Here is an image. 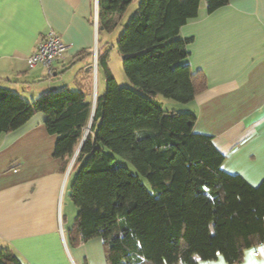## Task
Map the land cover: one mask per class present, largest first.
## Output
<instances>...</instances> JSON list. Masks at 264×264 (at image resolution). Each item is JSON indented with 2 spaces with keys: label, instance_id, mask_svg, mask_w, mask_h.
<instances>
[{
  "label": "trees",
  "instance_id": "16d2710c",
  "mask_svg": "<svg viewBox=\"0 0 264 264\" xmlns=\"http://www.w3.org/2000/svg\"><path fill=\"white\" fill-rule=\"evenodd\" d=\"M132 1L98 0V36L124 23L120 15ZM201 1L142 0L116 42L134 89L119 87L106 53L97 56L106 88L96 95L68 175L74 173L68 191L77 209L68 243L100 239L106 264H197L219 256L239 264L245 250L264 243V181L254 187L223 171L225 157L212 138L193 133L196 115L165 112L155 100L188 104L206 87L203 74L186 63L192 40L179 37ZM205 2L211 14L229 0ZM91 105L82 89L49 90L28 102L0 87V135L44 114L46 132L56 136L53 157L65 174ZM0 264L23 262L1 250Z\"/></svg>",
  "mask_w": 264,
  "mask_h": 264
},
{
  "label": "crops",
  "instance_id": "0c3cea01",
  "mask_svg": "<svg viewBox=\"0 0 264 264\" xmlns=\"http://www.w3.org/2000/svg\"><path fill=\"white\" fill-rule=\"evenodd\" d=\"M91 0H0V87L26 101L50 89L73 86L100 92L92 71L93 50L102 54L92 24ZM53 31L66 45L50 81L27 59L43 36ZM191 39L186 63L200 71L205 89L183 104L196 115L193 133L212 138L225 157L222 170L251 186L264 181V0H229L211 14L200 4L197 18L179 31ZM45 115L32 116L19 129L0 135V251L23 264H106L95 238L69 245L61 226V202L69 186L53 157L56 136L44 127ZM78 149V148H77ZM77 151V150H76ZM66 182V183H65ZM227 264L221 256L211 262ZM239 264H264V243L244 251Z\"/></svg>",
  "mask_w": 264,
  "mask_h": 264
},
{
  "label": "rangeland",
  "instance_id": "374dc122",
  "mask_svg": "<svg viewBox=\"0 0 264 264\" xmlns=\"http://www.w3.org/2000/svg\"><path fill=\"white\" fill-rule=\"evenodd\" d=\"M142 0H133L122 12L121 19L122 22H124L122 25L119 24L117 25L112 32L107 33V32H101L99 35V44L102 46L101 47V52L106 53L107 55V64L110 72L112 73L117 85L119 87H126V88H131L134 89V87L131 85V83L127 80V78L124 75L123 72V66H122V58L121 56L118 55L117 49H116V42L118 37L123 31V28H125V25L130 21L133 17L138 15L139 12V7L141 5ZM202 5H205L206 2L205 0L201 1ZM206 6V5H205ZM117 20V16L115 18ZM92 71L96 73V66H92ZM58 78L54 79L53 81L45 79V82H55L57 81ZM96 83L97 86H99V91L105 92L106 88V83H105V78L103 74V70L101 69L99 71V76L97 80L95 79V89H96ZM69 89L74 90L73 86H70ZM104 94V93H103ZM155 100L160 104L161 108L165 112H177V113H186L188 112L183 104L177 103L175 101L165 99L162 96H157ZM31 102V101H29ZM89 125V123H88ZM88 128V126H87ZM86 128V130H87ZM85 130V132H86ZM71 162V161H70ZM124 165H126L124 162H122ZM70 164V163H69ZM69 166V165H68ZM73 166V163L71 164L69 168V172ZM131 172L135 173V170L130 167ZM68 171V167L66 172ZM66 177V182L67 186H70L72 181L74 180V173L68 180V175ZM65 182V183H66ZM143 183L148 187V184L143 180ZM61 226L62 229L64 230L65 235L68 237V232L71 230L74 226V220L77 214V209L74 206V204L71 202L67 194H64L63 200L61 202ZM100 243L102 245V241L100 240Z\"/></svg>",
  "mask_w": 264,
  "mask_h": 264
},
{
  "label": "built area",
  "instance_id": "2783aa9c",
  "mask_svg": "<svg viewBox=\"0 0 264 264\" xmlns=\"http://www.w3.org/2000/svg\"><path fill=\"white\" fill-rule=\"evenodd\" d=\"M97 7V9H96ZM97 10L98 0H93V17L92 24L95 33H97ZM96 40L93 50V61L96 66ZM66 45L61 38L53 31H48L41 41L33 49L32 54L27 59V67L29 70L41 66L46 71V78L51 79L55 71V65L64 60Z\"/></svg>",
  "mask_w": 264,
  "mask_h": 264
},
{
  "label": "water",
  "instance_id": "95a60500",
  "mask_svg": "<svg viewBox=\"0 0 264 264\" xmlns=\"http://www.w3.org/2000/svg\"><path fill=\"white\" fill-rule=\"evenodd\" d=\"M96 9H97V7H96ZM127 25H128V24H126L125 27H127ZM50 90H53V88L50 89ZM94 111H95V99L93 100L92 105H91V116H90V119H89V125H88V128H87V130H86V132H85V134H84V136H83V138H82V140H81L80 145L78 146L77 151L75 152V154H74V156H73V158H72V160H71V162H70V164H69V166H68V171H67L66 174H65V179H66L67 174H68V172H69V168H70L71 164L74 162L75 157L77 156V154H78V152H79V150H80V147H81V145H82V143H83V141H84V139H85V137H86V135H87V133H88V130H89L90 126H91V123H92V120H93V116H94ZM66 194H67L68 197H70L71 192H70V191H67Z\"/></svg>",
  "mask_w": 264,
  "mask_h": 264
},
{
  "label": "snow or ice",
  "instance_id": "6c2138e0",
  "mask_svg": "<svg viewBox=\"0 0 264 264\" xmlns=\"http://www.w3.org/2000/svg\"><path fill=\"white\" fill-rule=\"evenodd\" d=\"M221 264H223V261H221Z\"/></svg>",
  "mask_w": 264,
  "mask_h": 264
}]
</instances>
